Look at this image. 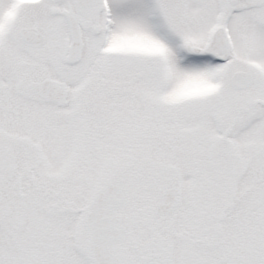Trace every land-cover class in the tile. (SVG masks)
<instances>
[{
  "label": "snow or ice",
  "instance_id": "snow-or-ice-1",
  "mask_svg": "<svg viewBox=\"0 0 264 264\" xmlns=\"http://www.w3.org/2000/svg\"><path fill=\"white\" fill-rule=\"evenodd\" d=\"M0 264H264V0H0Z\"/></svg>",
  "mask_w": 264,
  "mask_h": 264
}]
</instances>
